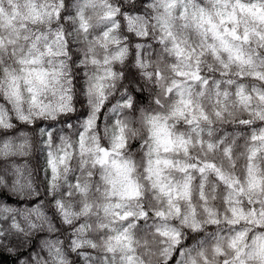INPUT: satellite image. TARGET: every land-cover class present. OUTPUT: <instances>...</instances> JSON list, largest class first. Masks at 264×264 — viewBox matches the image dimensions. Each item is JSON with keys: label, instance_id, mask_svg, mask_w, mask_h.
<instances>
[{"label": "clouds", "instance_id": "9594fccd", "mask_svg": "<svg viewBox=\"0 0 264 264\" xmlns=\"http://www.w3.org/2000/svg\"><path fill=\"white\" fill-rule=\"evenodd\" d=\"M0 264H264V0H0Z\"/></svg>", "mask_w": 264, "mask_h": 264}]
</instances>
